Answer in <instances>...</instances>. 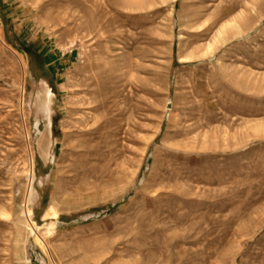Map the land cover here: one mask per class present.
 Here are the masks:
<instances>
[{"label":"rangeland","instance_id":"rangeland-1","mask_svg":"<svg viewBox=\"0 0 264 264\" xmlns=\"http://www.w3.org/2000/svg\"><path fill=\"white\" fill-rule=\"evenodd\" d=\"M0 264H264V0H0Z\"/></svg>","mask_w":264,"mask_h":264},{"label":"bare ground","instance_id":"bare-ground-1","mask_svg":"<svg viewBox=\"0 0 264 264\" xmlns=\"http://www.w3.org/2000/svg\"><path fill=\"white\" fill-rule=\"evenodd\" d=\"M220 32L221 31H218L217 33V36L220 34ZM216 36V37H217ZM220 38V37H219ZM214 41H215V39H214ZM211 44V43H210ZM210 45H208L207 46V48L209 47ZM98 92V91H97ZM95 93V92H94ZM50 92L48 91V90H45V92H44V98H43V105L45 106V107H47V102L50 100ZM92 94V93H91ZM88 95V94H87ZM97 95V94H96ZM96 95H94V96H96ZM90 96V95H89ZM93 95H91V97H92ZM85 100V99H84ZM94 102H96V100H93V98L92 99H86V103H87V106H85L84 108H86V110L89 112V115L90 114H92V112L93 111H96L97 109H99L100 107H102V105L103 104H101V103H95L94 104ZM92 104V105H91ZM86 117V116H85ZM91 117V116H90ZM96 118V117H95ZM83 119H84V117H83ZM85 119H87V118H85ZM84 119V120H85ZM87 120H89V119H87ZM87 120L85 121V122H87ZM84 133H89L87 130L84 132ZM77 137V136H76ZM83 147V146H82ZM73 152V151H72ZM79 155H80V153H79Z\"/></svg>","mask_w":264,"mask_h":264}]
</instances>
